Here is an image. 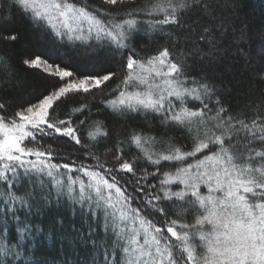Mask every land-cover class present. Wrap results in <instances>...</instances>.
<instances>
[{"label": "snow or ice", "instance_id": "obj_1", "mask_svg": "<svg viewBox=\"0 0 264 264\" xmlns=\"http://www.w3.org/2000/svg\"><path fill=\"white\" fill-rule=\"evenodd\" d=\"M197 8L215 20L203 0L0 2V46L20 39L10 28L19 14L60 49L110 53L87 74L43 53L22 55L23 67L54 82L15 101L12 112L0 103V264H33L38 239L59 244L58 264H264V118L247 123L230 115L212 78L193 75L189 59L214 62L224 35L216 32L225 28L221 22L197 31L198 21L186 19ZM168 26L176 31L165 32ZM230 27L246 62L253 47L264 60V30L250 33L243 20ZM153 34L167 35L172 48L141 57L134 40ZM181 43L191 48L174 51ZM11 55L0 51V90L14 86ZM117 57L123 79L105 92L117 72L103 65ZM94 89L109 114L158 120L165 133L129 125L101 159L92 149L111 138L105 121L93 120L87 103L64 118L58 112L70 94L94 97ZM169 129L182 131L186 143L167 137ZM174 206L178 215L194 212V223L172 218ZM53 208L47 229L35 222Z\"/></svg>", "mask_w": 264, "mask_h": 264}, {"label": "trees", "instance_id": "obj_2", "mask_svg": "<svg viewBox=\"0 0 264 264\" xmlns=\"http://www.w3.org/2000/svg\"><path fill=\"white\" fill-rule=\"evenodd\" d=\"M0 2L6 4V0H0ZM84 2L91 6H98L101 1L84 0ZM142 2L143 0H136V4H141ZM203 2L212 9L215 20L205 16L202 8L194 9L187 15L186 19L198 21L196 25L197 31H202L201 25L218 26L221 22L225 24V28L216 32L218 37H221V31L224 32V35L221 37L220 54L214 62H210L207 59H189L193 75H207L212 78L221 94L222 103L228 108L230 115L243 119L247 123L257 117L264 118V79L259 78V74L264 72V60L258 57L253 60L256 49V47H253L249 52L250 63L246 62L249 58L239 53L233 41L232 28L230 27V25H235L239 28L241 20H243L247 22L250 33L264 30V0H203ZM116 10L119 11V9ZM10 28L19 33L20 39L13 45L0 46V51H5L6 54L15 53L11 55L13 68L16 73L14 86L7 90H0V103H4L9 112L14 111L11 105L15 101L28 100L30 97L43 92L51 82H54V78L45 76L40 70L23 67L21 59L24 53H43L47 58L54 59L57 63H60L61 66L68 64L77 74H87L99 70L100 65L97 63V59L103 61L110 56L108 52H101L97 58L87 55L82 48L70 51L60 49L59 46L53 45L51 41H42L38 38V33L19 14L15 16ZM174 31L176 30L171 26L165 28V32ZM180 34L182 37L183 33L181 32ZM165 44L172 48V43L169 42L168 36L164 34H153L152 36L137 35L133 47L141 57H146L154 54ZM240 47L244 48L245 51H249L247 45H240ZM181 48L187 50L191 48V44H178L174 51L179 52ZM64 52H67V57L62 55ZM103 66L105 68L111 67L117 72L116 78L109 82L104 89L107 92L109 89L115 88L117 83L123 79V73L120 71L119 57L115 61L108 60ZM3 76L4 74L0 73V78ZM93 92L95 94L94 97L82 93L70 94L65 103L58 109V112L60 113V118H64V111H68L79 104L87 103L91 107V118L105 121L110 130L111 138L106 139L102 144H98L92 149V151L97 152L101 156V159L105 157L106 153L109 156L111 155L107 150L115 148V142L118 137L127 136L129 125L137 129L143 128L144 131L155 132L157 135L165 133V129L159 126L158 120H153L151 125H148L142 117L125 121L119 116L109 114L101 103V92L95 89ZM84 115H88L87 111ZM79 118L83 119L84 117L80 116ZM166 135L167 137H174L181 144L186 143L182 138L184 133L180 130L169 129ZM83 138L86 141V136ZM256 147H259V144ZM135 151L134 148L130 149L133 154ZM128 158L131 159V155ZM58 162L63 163L64 161L60 160ZM85 163H94V161L85 160ZM165 164L167 165V162ZM149 182L153 181L150 179ZM178 204L179 202H177ZM64 210L61 208V211ZM179 212L180 208L174 206L170 211V216L181 222L194 223V212L178 215ZM54 213L55 208L52 211L45 210L35 218V222L41 223L47 229ZM9 239H16V233L11 225L9 226ZM32 247L35 252L33 264H44V261H47V264H53L54 260L58 264V259L63 258L59 253V244L50 240L38 239Z\"/></svg>", "mask_w": 264, "mask_h": 264}, {"label": "rangeland", "instance_id": "obj_3", "mask_svg": "<svg viewBox=\"0 0 264 264\" xmlns=\"http://www.w3.org/2000/svg\"><path fill=\"white\" fill-rule=\"evenodd\" d=\"M101 1V0H100ZM256 51H257V48L255 49V56L253 57V60L257 59V56H256Z\"/></svg>", "mask_w": 264, "mask_h": 264}]
</instances>
